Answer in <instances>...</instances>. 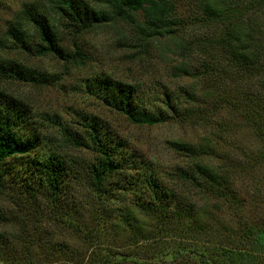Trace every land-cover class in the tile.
<instances>
[{
    "label": "trees",
    "instance_id": "1",
    "mask_svg": "<svg viewBox=\"0 0 264 264\" xmlns=\"http://www.w3.org/2000/svg\"><path fill=\"white\" fill-rule=\"evenodd\" d=\"M196 3V24L209 30L201 36L198 30L194 38L195 41L198 37L199 43H194V56L201 53L205 56L200 60L197 76L214 78L215 86L226 90L223 94L210 90L203 95L218 108L231 109L254 129L263 145L258 156L264 162V26L259 21L264 18V0H196ZM179 4L180 0L33 1L22 4L8 32L15 46L31 55L55 56L84 65L90 55L76 43L75 50L69 53L61 45L60 28L83 34L118 19L134 20L135 13L142 12L143 20L133 22L147 38H157L174 33L171 28L179 23L175 13ZM178 69L191 73L186 66ZM30 76L28 67L0 56V78L26 80L32 79ZM84 87L102 104L139 125L182 118L190 109H180V105L186 100L194 101L197 96L193 88L181 90L184 100L162 89L155 96L163 106L157 104L155 111H148L143 93L131 83L93 74L85 79ZM81 125V131L67 124L62 126L57 131L58 138L53 139L55 148L44 150L41 146L44 134L31 107L18 95L0 87V195L12 189L26 208L19 214H8L0 208L3 227L16 224L18 230L24 231L39 216L81 230L82 202L90 207L89 214L95 222L105 221L121 209L130 218L140 212L146 219L155 220L156 231L149 240H165L162 250L170 256L172 249L176 254L193 257L194 264H264L261 201L253 199L255 212L246 214L245 202L238 197L234 181L242 173L203 161V156L209 153L205 151L209 144L194 146L170 141L175 150L192 160L187 168H177L171 174L188 190L195 189L220 200L224 211L229 210L236 218L233 228L216 217L210 225L206 213L201 218V212H194L193 205L179 213L175 203L179 207L184 197L163 188L158 173L138 160L123 139L93 118L84 119ZM67 148H85L92 158L79 160L69 155ZM246 174L248 186L255 188L256 182H262L254 174ZM133 196L136 199L131 201ZM173 200L175 203L171 204ZM171 209L177 211L175 216L161 218ZM2 236L5 248L4 232L3 235L0 232V239ZM188 240L192 243L187 244ZM147 246L148 243L134 246V250L145 252ZM133 258L137 263L143 261L137 254ZM125 260L123 255L120 263Z\"/></svg>",
    "mask_w": 264,
    "mask_h": 264
},
{
    "label": "rangeland",
    "instance_id": "2",
    "mask_svg": "<svg viewBox=\"0 0 264 264\" xmlns=\"http://www.w3.org/2000/svg\"><path fill=\"white\" fill-rule=\"evenodd\" d=\"M33 1L40 0H0V56L28 67L32 77L26 80L0 78V87L18 95L31 107L44 134L42 149L55 148L53 139L58 138L57 131L65 124L81 131L84 119L93 118L117 138L123 139L138 160L152 167L162 179L163 188L184 197L179 207L175 200L170 202L175 203L179 213L193 205L194 212H201V218L206 213V222L210 225L215 223L216 217L224 223L226 220L228 227L233 228L236 218L229 210L224 211L220 200L195 189L188 190L171 174L177 168H187L192 160L175 150L170 141L194 146L209 144L210 147L205 148L209 153L203 156V161L242 173L236 175L234 181L238 197L245 202L246 214L255 212L253 199L261 201L264 208V162L258 156L262 143L254 129L237 113L226 107L218 108L219 105L209 103L203 95L210 90L219 94L226 90L215 86L214 78L197 76L200 60L205 56L202 53L199 57L194 56V43L199 44L198 37L195 41L194 38L198 30V36L205 31L209 33V30L196 24V0H180L175 12L179 23L171 28L174 33L157 38H147L133 22L143 20L142 12H136L134 20L118 19L83 34L60 28L61 45L69 53L75 50L76 43L90 55L91 59L84 65L65 62L55 56H34L15 46L8 27L22 4ZM259 21L264 26V18ZM180 66H186L191 73L179 71ZM93 74L107 75L135 85L148 102V111H155L157 104L163 106L155 96L162 89L170 90L184 100L181 90L193 88L197 96L194 101L186 100L180 105V109H190L182 118L154 125L133 124L88 93L84 87L85 79ZM66 152L79 160L92 158L91 152L85 148H67ZM246 173L254 174L262 182H256L255 188L248 186ZM134 199L136 196L131 197V201ZM23 206L12 189L0 195V208L8 214L21 213L26 210ZM90 210L88 205L80 202L81 230L39 216H35L34 221L23 228L24 231L18 230L16 224L3 227L0 223V232L2 235L4 232L6 243L3 248L2 236L0 264H113L114 261L120 263L123 255L127 260L120 264H194L193 257L188 254H176L172 249V256L165 254L162 250L166 246L165 240L151 242L149 239L155 234L156 221L146 219L140 212L131 214L130 218L123 209L114 210L110 218L95 222ZM177 211L171 209L161 218L175 216ZM188 241L187 244L192 243ZM146 243L145 252L136 253L134 246ZM135 254L142 256L143 261L135 262Z\"/></svg>",
    "mask_w": 264,
    "mask_h": 264
}]
</instances>
